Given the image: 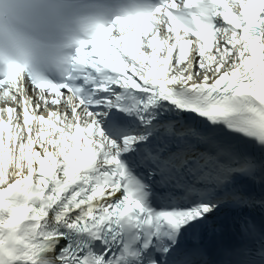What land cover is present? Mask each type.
<instances>
[{"label": "snow or ice", "instance_id": "snow-or-ice-1", "mask_svg": "<svg viewBox=\"0 0 264 264\" xmlns=\"http://www.w3.org/2000/svg\"><path fill=\"white\" fill-rule=\"evenodd\" d=\"M0 264H264V0H131L60 81L0 73Z\"/></svg>", "mask_w": 264, "mask_h": 264}, {"label": "clouds", "instance_id": "clouds-1", "mask_svg": "<svg viewBox=\"0 0 264 264\" xmlns=\"http://www.w3.org/2000/svg\"><path fill=\"white\" fill-rule=\"evenodd\" d=\"M131 0H0V73L12 65L64 75L80 42Z\"/></svg>", "mask_w": 264, "mask_h": 264}]
</instances>
